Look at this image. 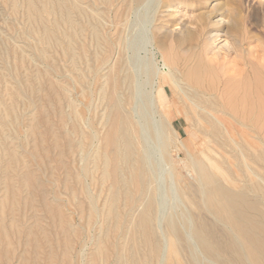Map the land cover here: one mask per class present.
<instances>
[{"label":"rangeland","instance_id":"1","mask_svg":"<svg viewBox=\"0 0 264 264\" xmlns=\"http://www.w3.org/2000/svg\"><path fill=\"white\" fill-rule=\"evenodd\" d=\"M104 1L80 0L84 32L75 33V45L109 27L111 8ZM174 1L172 7L185 1L180 9L185 16L175 20L192 31L183 45L172 48L177 68L203 70L210 65L213 55L197 46V34L210 19L221 17L225 24L218 37L235 43L228 58L241 71L238 94L244 97L247 114L264 120V0ZM126 3L114 4L123 10L119 32L112 38L117 42L108 63L93 75L101 46L90 43L83 62L76 56L77 64L72 65L62 48L38 43L39 35L27 28L21 13L15 16L0 0V264H169L172 227L183 240V264H228V255L208 257L194 236L203 222L218 229L222 242L231 237L203 208V186L180 139L222 186L255 202L264 219V162L255 159L263 149L264 130L237 131L245 142L236 137L232 144L211 126L201 122L199 127L198 117L185 108L193 91L183 86V96L167 79L164 83L168 69L162 55L142 43L157 0H142L133 7ZM119 63L120 77L132 75L134 82L108 99L103 90H108L107 77ZM215 69L218 93L222 65ZM146 71L159 73L170 124L157 104H146V96L155 94L150 84L157 82L147 78ZM206 94L210 97L212 91ZM197 110L207 118L202 106ZM116 111L129 119L127 140L135 153L130 156L121 145L113 180H106L113 147H106L105 139ZM161 128L168 137L162 146ZM241 152L247 153V160L253 157L251 161L241 164ZM237 160L246 169L238 167ZM138 163L144 178L137 192L132 184ZM218 168L228 170L227 175Z\"/></svg>","mask_w":264,"mask_h":264},{"label":"bare ground","instance_id":"2","mask_svg":"<svg viewBox=\"0 0 264 264\" xmlns=\"http://www.w3.org/2000/svg\"><path fill=\"white\" fill-rule=\"evenodd\" d=\"M1 1L4 6H9L10 12L15 16L21 13V18L24 20L23 23L27 26V28H29L33 34L39 35L37 40L38 43L44 45L53 44L62 48L65 52V57L72 65L77 64L78 59L76 56L79 57V62H83L82 58L86 57L89 53L88 45L90 43L103 48L100 55L94 59L96 68L92 74L96 75L98 70L108 63L114 44L117 42L116 38L115 42L112 38L114 35L116 37L119 32L117 24L123 11L122 8L116 7L114 4L120 0L104 1V4H107L111 8V16L108 17L110 24L109 27L101 31V33H98V31L95 30L91 41H88L86 37H83L79 45L74 44L73 38L77 31L84 32L83 20L85 18L80 0ZM16 1H19V4H17ZM141 2L142 0H127L129 7L139 5ZM173 2L176 1L157 0L154 18L153 21L151 20V24L149 26V33H147V38L145 36L143 37L146 39L145 41L142 40L145 42L142 43L147 45L149 44L150 47L157 52L159 51L162 55L164 66L168 69L167 78L163 77L164 83L168 80V82H170L173 85V88L178 92H181L184 89L183 86L193 91L187 96L189 105L185 108L191 114L198 117L197 125L199 127L203 126L201 122L211 126L213 130L222 135L226 142L228 141L232 144L236 142V137L245 142V139L241 137V134L236 132L246 129L264 130V120L258 116L251 117L250 114H247L245 110L246 107L244 104V97L238 94V86H240L241 83V71H239L234 66L235 63H232V61L228 58L235 43L230 42L228 40L229 37L222 40L218 37L220 32L219 29H221L225 24L223 19L221 17H217L216 20H214L215 18L213 20L210 19L207 26L202 28L197 34V46L201 44V48L207 53V55L209 53L213 55V58L208 60L210 65L206 66L203 70L199 67L191 70L188 66L184 65L185 67L180 71L177 68L178 59L175 58L172 53V48L173 46L177 47L183 45L186 39L191 35L192 31L188 25L175 20L179 16L180 17L178 19L185 16V12L180 10L182 6H185V1L180 3L179 6L175 5L176 7L171 6ZM214 7L219 10L218 5H215ZM170 10H173V15L167 13ZM166 18L171 19V23L165 21L164 19ZM64 38L67 39L66 44L63 40ZM233 40L234 39H232V41ZM167 44L170 46L167 47ZM193 46L195 45L193 44ZM75 50L77 53H75ZM200 60L201 59L197 61L201 63ZM91 64L92 63L87 62V66L89 68L92 66ZM114 65L116 66L113 75L107 77L108 90L105 88L103 90V95L108 99H110L116 91H123L124 84L128 86L134 82V77L132 75H127L123 79L120 77V71L122 68L121 63H119V65ZM218 65H222V88L221 91L217 93L215 91V87L217 88L216 85L218 84V80L215 68ZM172 70H175L177 74L180 75L181 80L177 79V76L173 74ZM146 73H148H144L146 77L148 75L152 78V81L157 78V82L154 87L150 84V88H153L155 94L152 95L150 92L149 96H146V104L148 106H151L152 102L157 104V106L164 112L162 119L170 124L171 122H169L168 117L170 106L168 105L165 89L161 86L160 82H158L159 73L156 74V72L152 71H146ZM121 87L122 90L118 91ZM128 87L127 90L129 89ZM124 89H126V87ZM150 90L152 91V89ZM209 91H212V94L210 95V97L212 96L211 98L206 97V93ZM181 94L185 96L183 92H181ZM200 106L203 107L207 118L198 114V112H201L197 110ZM177 111L180 113L179 108H177ZM187 121L190 122V119L187 118ZM129 125V119L121 116L118 111H116V115L113 116L112 119L111 132L105 139V146L113 147V149L110 148V151L112 149L110 153L112 171L106 172V180H113L114 169L119 164V157H121L120 152H118V148L123 147L127 154H132L130 156H133L135 153H133L134 149H132L133 147L131 146L130 141H128L129 139L127 140V137L130 136L127 135L131 131ZM197 125L193 123L192 126L197 127ZM159 134L161 137L160 139H162L161 146L162 143L166 145L168 137H166L164 129L161 128ZM176 135L179 136L177 133ZM121 140H123L122 143H120ZM179 145L188 154L190 160L189 166L191 168L193 167V169L197 172H195L196 175L198 174L197 180H199V184H202L203 186L202 187L200 185L203 188L201 190H204V193L203 191L201 192L204 206L203 208L213 216L218 224L221 223V225H223L222 227H225L230 232L231 236L230 240L226 239L225 242H222L218 239V229H214L215 227L213 228V226H210L208 223H198L193 233L203 252L211 258L228 255V264H264V219L260 215L259 209L257 208L258 205L249 198L245 197L244 193L241 191H234L222 186L215 178L213 172L202 161L194 159V157L190 155V146L187 145V143L181 141L180 139ZM225 146L227 145L225 144ZM262 146L263 149L261 150L260 155L256 152L257 154L255 155V159L257 158L259 161L264 162V144H262ZM249 148L253 150L251 145ZM242 152L240 154L242 157L241 164H243V161L247 160V153L243 156ZM247 157H250L249 154ZM251 159L247 160V162H250ZM239 162L238 167L242 168L243 166V169H246L244 167L246 165H239ZM218 170L227 175L226 172L228 170H226V172L223 168H218ZM133 172L134 181L132 188L138 192L141 184H143L142 179L144 178L141 163H138ZM91 212L93 216L96 215V210L93 206L91 207ZM144 219L147 218L144 217ZM170 232L171 244L168 249V263L183 264L185 263L182 256L183 240L174 227L171 228ZM98 256L104 258L103 253H100Z\"/></svg>","mask_w":264,"mask_h":264}]
</instances>
